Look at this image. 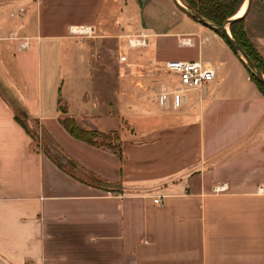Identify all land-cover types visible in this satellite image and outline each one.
Here are the masks:
<instances>
[{"label": "crops", "instance_id": "1", "mask_svg": "<svg viewBox=\"0 0 264 264\" xmlns=\"http://www.w3.org/2000/svg\"><path fill=\"white\" fill-rule=\"evenodd\" d=\"M185 15L173 0H0V264H264V95L223 37ZM245 28L264 58V0ZM139 32L157 38L147 57L112 56L117 34ZM160 37L198 47L187 60L216 71L179 87V104L160 100L166 75L155 93L142 70L169 59ZM45 47L69 54L44 78ZM61 117L118 131L121 154L73 136Z\"/></svg>", "mask_w": 264, "mask_h": 264}, {"label": "trees", "instance_id": "2", "mask_svg": "<svg viewBox=\"0 0 264 264\" xmlns=\"http://www.w3.org/2000/svg\"><path fill=\"white\" fill-rule=\"evenodd\" d=\"M182 1L189 8L195 10L204 17L222 25L228 18L236 15L239 12L241 7L245 3L244 1L246 0H182ZM230 31L233 37L238 41L239 44H241V46L245 49L248 55L253 59L256 65L264 73V58L260 54L256 44L252 41V39L249 37L246 31L245 16L233 21L230 24ZM219 35L222 36L221 34ZM249 73L251 79L257 84V86L264 95V85L259 80H257L256 77L253 74H251L250 71ZM15 118L19 123H21L25 127V129L29 132V134H31L33 139H35L36 135L26 123L25 117L23 118L22 116L16 114ZM60 122L73 136L99 147H110L119 155L121 154L120 153L121 138L118 131H111L105 133L94 129H83L78 125L77 120L74 117H61ZM36 126L40 131L38 123H36ZM57 148L59 152L62 153L61 149L58 146ZM47 152L49 153V155L50 154L52 155L51 151L50 152L47 151ZM58 164L62 167V164L60 163ZM70 164L71 166H73L72 162H70Z\"/></svg>", "mask_w": 264, "mask_h": 264}, {"label": "rangeland", "instance_id": "3", "mask_svg": "<svg viewBox=\"0 0 264 264\" xmlns=\"http://www.w3.org/2000/svg\"><path fill=\"white\" fill-rule=\"evenodd\" d=\"M185 16L187 19L192 21L194 24L199 25L200 22L194 20L192 17H190L187 14ZM202 27L204 28L205 31H209V32L212 31V29H210L206 26H202ZM124 34L125 33H121V34L116 35L118 37V39H120V44L114 45L112 56L118 57L119 56V49L121 48L123 53L128 55L129 62L132 61L134 58L147 57V54H149L151 52L149 50L150 48H148L146 50H144V49H135L134 50V49L128 48V45H127L128 40H127L126 35H124ZM133 34H138V33H133ZM191 36L192 35L187 36V37H191ZM192 37H194V36H192ZM84 38L85 37H83L81 39H84ZM156 39L157 38L152 37L151 42L155 43ZM177 39L178 38L172 39L173 43L169 42L166 45L165 41L163 40V37H160L159 42H158V47L156 48L159 52L158 57L163 58V59H167V58H169V59H192L191 57L194 56L195 54H197L198 47H190V46L181 45ZM67 54H69L68 49H65L64 47L62 50L60 48V49L54 51V53L52 51V54H51L50 49H48L46 47L43 48L42 58H43V67H44V78L46 77V75H47V77H50V75L52 74V72L49 69L50 60L54 58L56 60V62L63 61L64 59L67 58ZM150 57L155 58L154 54L150 55ZM163 64L164 63L150 67V68L142 67L143 73L148 75V73L150 72V75H148V76H151V79H153V80H152L149 87L152 88L151 90L155 93L158 91V87H156L157 81L159 78H162V76H164V75L167 76L165 79V82H166V86H167L169 91H174V90L178 89L179 87H181V86L176 85L177 84L176 80L172 76H168V74L163 70V68H162ZM0 71H2L1 67H0ZM0 77H3V78L5 77L4 72L3 73L0 72ZM142 115H143V117H141V118H144V115H145L144 110H142ZM21 116L24 118L23 115H21ZM25 121L28 124V126L30 127V129L36 135L35 139H34V145L37 147H40L41 150L49 151V152L51 151L53 153V155H55L59 160H62L63 163H65V165H68L71 169H73L71 164L63 156H61V153L59 152L57 146H55V144H53V141L44 132H40L39 130H37L38 127L36 126V123L29 118L27 119V117H25ZM102 126H107V125L105 124Z\"/></svg>", "mask_w": 264, "mask_h": 264}, {"label": "built area", "instance_id": "4", "mask_svg": "<svg viewBox=\"0 0 264 264\" xmlns=\"http://www.w3.org/2000/svg\"><path fill=\"white\" fill-rule=\"evenodd\" d=\"M70 32L72 35L77 36L79 38L92 36L94 32V28L91 26H83V25H72L70 27ZM127 45L133 49H145L150 47L151 40L150 36L144 33L131 34L127 35ZM28 45L27 43L23 44V46ZM119 59L122 62L128 60V55L119 51ZM163 70L171 75L178 84L187 89H196L201 88L205 84L213 81L216 76L215 68L208 62L203 60H187V59H169L166 60L163 64ZM180 88L169 91L166 83L162 87V93L160 95V100L167 99L169 94H174L175 103L179 104L180 102ZM228 189V185L226 183L220 185H214L213 191L222 192ZM256 193L264 194V183L259 184L256 189ZM161 197H159L158 201H161Z\"/></svg>", "mask_w": 264, "mask_h": 264}, {"label": "water", "instance_id": "5", "mask_svg": "<svg viewBox=\"0 0 264 264\" xmlns=\"http://www.w3.org/2000/svg\"><path fill=\"white\" fill-rule=\"evenodd\" d=\"M253 0H248L247 8L244 13L240 16H232L228 18L222 25L204 17L200 13L196 12L195 10L189 8L182 0H173L175 5L184 13L192 17L194 20L202 23L203 25L211 28L215 32L219 33L224 37L228 45L232 48L235 54L243 61L244 65L248 69V71L253 74L257 80H259L264 85V73L263 71L256 65L253 59L248 55L245 49L238 43V41L233 37L230 31V24L245 16L247 10L249 9Z\"/></svg>", "mask_w": 264, "mask_h": 264}, {"label": "bare ground", "instance_id": "6", "mask_svg": "<svg viewBox=\"0 0 264 264\" xmlns=\"http://www.w3.org/2000/svg\"><path fill=\"white\" fill-rule=\"evenodd\" d=\"M247 3H248V0L245 1V4L242 6L241 10L235 16H240L244 13V11L247 8Z\"/></svg>", "mask_w": 264, "mask_h": 264}]
</instances>
